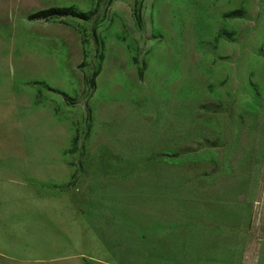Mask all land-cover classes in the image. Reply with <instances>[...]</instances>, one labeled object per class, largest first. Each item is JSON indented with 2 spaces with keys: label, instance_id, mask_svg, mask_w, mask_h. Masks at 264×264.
<instances>
[{
  "label": "rangeland",
  "instance_id": "rangeland-1",
  "mask_svg": "<svg viewBox=\"0 0 264 264\" xmlns=\"http://www.w3.org/2000/svg\"><path fill=\"white\" fill-rule=\"evenodd\" d=\"M132 3L123 51L141 76L104 72L95 88L103 33L125 27L112 8ZM91 4L61 17L86 40V85L61 64L31 84L41 118L9 128L0 112V244L90 264H264V0ZM165 51L180 68L148 66Z\"/></svg>",
  "mask_w": 264,
  "mask_h": 264
},
{
  "label": "crops",
  "instance_id": "crops-1",
  "mask_svg": "<svg viewBox=\"0 0 264 264\" xmlns=\"http://www.w3.org/2000/svg\"><path fill=\"white\" fill-rule=\"evenodd\" d=\"M45 2L49 3L41 5ZM69 5L74 6L81 12L92 11L94 7L91 4V0H0V23L8 26L10 30L8 32L9 41L0 38V112L3 114L2 116H8L13 113V118L3 119L11 120L9 128L14 124L17 126L21 122L28 120L36 121L38 118H41V111L38 112V107L33 105L34 88L32 85L42 80L41 76L45 73L59 74V67H61V64H64L70 69H77L76 74L81 82V88L85 85L83 82V72H81L79 64L83 61V58L85 60L84 54L86 53L81 45L79 31L71 24L63 22L61 17L47 20L27 19L29 11H36L51 6ZM117 7L112 8V10H117L118 12V18L114 20L113 25L117 24L118 26L122 22L125 27L120 25L119 30H115L112 26L103 33V60L99 61L98 71L94 76L95 88L98 79L104 72L106 74L109 72L113 77H121L123 82H125V79H128L134 86H136L134 78H129L124 70L129 68L138 78L141 76V74H138V70L142 73V68L139 69L133 63L131 54L126 53L124 55L123 51L124 47L127 48L130 45L129 41L126 38L124 39L123 35H125V31L133 32L132 27L133 29L139 27L135 21L134 5L132 3L131 7ZM111 28L113 34H111ZM177 33L179 34L180 30H177ZM30 35H34L35 38L29 40ZM17 36L20 38L18 40L20 43L18 48L15 45ZM112 49H115L116 52V56L114 57L116 60L114 61L111 60ZM129 50H131V46ZM175 58L176 62L172 56L168 55L167 51L162 54H150L147 57V64L149 67L157 66L159 72L165 71L173 63L180 68L181 60L179 57ZM119 59H122V61L119 62ZM183 83L184 81L181 79L179 73V77L174 78L172 81V85L175 84L173 89H179ZM121 88L122 85L118 81L112 84V89L114 90ZM160 88L161 86L158 87V89ZM152 95L154 96V92H152ZM23 108H27L26 113H23ZM38 114H40V117ZM9 218L13 221L11 217ZM20 226L22 225L18 227ZM4 231L7 232L3 234L4 236H7L6 234L18 236L25 229L21 227L14 233L7 230ZM44 255L42 247L33 249L32 254H22L8 247L7 244H0V264H90L80 254Z\"/></svg>",
  "mask_w": 264,
  "mask_h": 264
},
{
  "label": "trees",
  "instance_id": "trees-1",
  "mask_svg": "<svg viewBox=\"0 0 264 264\" xmlns=\"http://www.w3.org/2000/svg\"><path fill=\"white\" fill-rule=\"evenodd\" d=\"M94 9L92 11L89 12H81L78 11L74 6L69 5V6H51V7H47V8H43V9H39L36 11H33L31 13H29L27 15V19L32 20V19H52V18H60L63 16H71V17H76V18H80V19H87L91 14H93ZM134 16H135V21L136 23L139 25V15L137 16L136 12H135V8H134ZM81 36V45L84 48V45L86 43V40L83 36V34L80 35ZM84 52V50H83ZM84 57H86V54H84ZM99 60L102 58V52L99 53L98 55ZM84 61V58H83ZM83 61L79 64V67L83 65ZM98 71V66L95 69V71L91 74V80H90V84L94 85V76L96 75ZM138 74L140 75L141 72L140 70H138ZM83 82L86 85L87 83V76L85 74H83Z\"/></svg>",
  "mask_w": 264,
  "mask_h": 264
}]
</instances>
